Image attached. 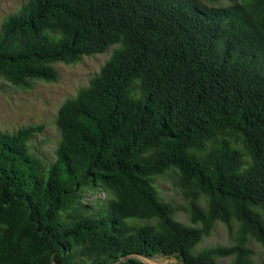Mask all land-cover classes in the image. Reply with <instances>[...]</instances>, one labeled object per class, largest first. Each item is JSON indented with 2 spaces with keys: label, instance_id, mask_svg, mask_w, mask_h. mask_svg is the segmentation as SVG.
<instances>
[{
  "label": "trees",
  "instance_id": "obj_1",
  "mask_svg": "<svg viewBox=\"0 0 264 264\" xmlns=\"http://www.w3.org/2000/svg\"><path fill=\"white\" fill-rule=\"evenodd\" d=\"M26 0L0 29V76L58 79L109 58L64 103L49 166L42 126L0 133V264H256L264 249V0ZM170 170L190 225L159 196ZM90 189L104 198L82 201ZM97 189V190H96ZM203 200L204 206L200 201ZM217 223L232 246L197 250Z\"/></svg>",
  "mask_w": 264,
  "mask_h": 264
},
{
  "label": "rangeland",
  "instance_id": "obj_2",
  "mask_svg": "<svg viewBox=\"0 0 264 264\" xmlns=\"http://www.w3.org/2000/svg\"><path fill=\"white\" fill-rule=\"evenodd\" d=\"M240 1L220 0L217 6H226ZM25 2L26 0H0V29L4 20L18 12ZM112 50L113 48H110L103 54L83 56L78 62L72 64L55 63L58 79L54 82L35 79L29 81L27 86H19L0 76V133H13L20 128L42 126L43 131L31 139L30 150L45 166L52 164L56 159L55 152L61 139L56 125L61 106L77 97L88 86L91 78L98 73ZM154 181L161 199L173 204L177 209L175 219L190 225L189 198L180 186L177 172L170 170L156 177ZM82 196V201H90L94 197L104 198L106 194L90 189ZM200 203L204 206L203 200ZM236 242V234H229L222 223H217L211 235L197 246V250L215 246H232ZM248 246L255 252L253 259L256 264H264L263 247L254 240H250ZM152 259L157 264L179 262L175 256L157 255ZM231 260L232 258L220 259L219 264H228Z\"/></svg>",
  "mask_w": 264,
  "mask_h": 264
},
{
  "label": "water",
  "instance_id": "obj_3",
  "mask_svg": "<svg viewBox=\"0 0 264 264\" xmlns=\"http://www.w3.org/2000/svg\"><path fill=\"white\" fill-rule=\"evenodd\" d=\"M154 256H139V255H131L126 257L124 260L130 259V258H137L139 260H141L143 263L148 264V262L146 261V258H153Z\"/></svg>",
  "mask_w": 264,
  "mask_h": 264
},
{
  "label": "bare ground",
  "instance_id": "obj_4",
  "mask_svg": "<svg viewBox=\"0 0 264 264\" xmlns=\"http://www.w3.org/2000/svg\"><path fill=\"white\" fill-rule=\"evenodd\" d=\"M147 260V262L149 263V264H157V262H155L152 258H146Z\"/></svg>",
  "mask_w": 264,
  "mask_h": 264
}]
</instances>
